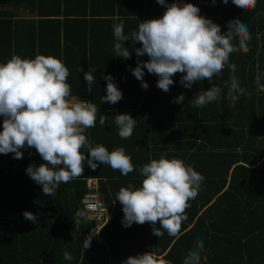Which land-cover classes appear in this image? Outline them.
I'll return each instance as SVG.
<instances>
[{"label": "trees", "instance_id": "trees-1", "mask_svg": "<svg viewBox=\"0 0 264 264\" xmlns=\"http://www.w3.org/2000/svg\"><path fill=\"white\" fill-rule=\"evenodd\" d=\"M180 2L197 6L200 15L220 26L222 34L228 31L229 21L239 19L250 30V51L231 54L229 63L236 65L235 71L225 66L212 83L205 79L188 89L180 84L182 74L177 73L170 90L164 92L157 87L158 77L146 69V90L132 75L130 69L138 60L135 49L141 44L131 39L124 42L131 52L129 59L114 52L113 25L123 24L127 35L138 30L140 22L161 18L166 8L156 0H0V63L13 55L61 59L70 73L66 81L71 86L70 99L95 103L99 109L95 127L85 133L89 142L103 144L110 152L123 147L134 165V171L124 176L99 162L92 170L85 161L80 177L61 183L53 195L45 196L42 186L26 174L30 164L44 163L34 148L21 149L22 159L0 154V264H123L128 257L145 252L156 253L169 264H183L199 239L204 241L201 264H264V92L259 91L264 85V0L246 10L231 0L227 5L222 0L215 5L212 0ZM89 69L96 70L90 89L84 81ZM108 75L123 93L114 105L102 103ZM232 76L251 93L241 95L234 106L224 86ZM212 84L221 87L220 100L194 107L193 97ZM181 94L183 102L173 103ZM119 114L136 120L128 139L118 135L114 117ZM99 115L107 117L103 126ZM2 121L0 117V131ZM81 151L87 158V148ZM162 155L183 160L205 178L198 196L189 202L178 237L165 231L158 238L149 223L127 228L119 224L124 216L116 201L119 187H140L139 168ZM88 176L109 178L114 185L100 182L108 218L98 241L91 239L85 249L92 225L76 213L82 212L80 201ZM110 201L118 205L115 210ZM25 211L34 214L37 222L26 220ZM77 219L80 222L75 224ZM155 227L160 228L159 221ZM65 252L73 259L66 260Z\"/></svg>", "mask_w": 264, "mask_h": 264}, {"label": "clouds", "instance_id": "clouds-1", "mask_svg": "<svg viewBox=\"0 0 264 264\" xmlns=\"http://www.w3.org/2000/svg\"><path fill=\"white\" fill-rule=\"evenodd\" d=\"M165 7L161 18L140 22L138 30L125 34L123 24L113 25L116 57L129 59L131 52L124 42L131 39L142 46L135 49L137 66L130 69L132 75L141 82V88H148L144 81L145 69L148 74L158 77L157 87L168 92L174 84L172 79L182 74L180 84L190 89L198 81L207 79L212 83L227 66L232 72L236 65L229 63L231 54L250 51L248 43L251 33L248 26L239 19L228 22V31L221 33L218 24L200 15V9L191 3L181 4L180 0L168 4L166 0H156ZM227 5L229 0H222ZM240 10L255 8L257 0H231ZM215 5L216 0H212ZM236 41L234 44L233 41ZM147 55V61L139 57ZM79 71H83L82 68ZM95 69L84 73V81L90 89L96 82ZM69 70L65 63L53 56L36 55L34 59L13 55L6 63H0V154H14V159H22L21 149L34 148L44 163L38 167L30 164L26 174L42 186L45 196L53 195L61 183H68L84 173L85 161L95 170L99 164H106L112 170H119L124 176L134 171L132 157L123 147L111 152L103 145L92 146L86 130L95 127L99 109L95 103L85 100L71 102V86L66 82ZM106 96L102 103L116 104L123 98L114 78L105 76ZM259 79V78H258ZM227 98L234 106L241 95L251 96L241 87L239 80L232 76L224 85ZM259 91L264 92V85ZM221 87L212 84L209 90L201 91L193 97L194 107H204L220 100ZM181 94L173 103L184 100ZM107 117L99 115L100 125H105ZM121 139L132 136L136 120L129 114L114 117ZM87 148L88 157L81 151ZM143 177L141 186L129 184L121 187L116 201L122 205L124 213L122 225L127 228L134 223L152 225V234L178 237L181 224L187 219L186 209L201 190L204 177L186 165L181 159H166L163 155L151 159L139 168ZM77 212V217H83ZM26 220L36 223L37 217L25 211ZM159 221L160 228L155 227ZM80 221L77 219L75 224ZM91 237L84 240L85 249L89 248ZM204 241L199 239L196 246L188 252L183 264H201ZM64 258L72 260L70 253ZM206 259V257H204ZM123 264H169L154 252H145L128 257Z\"/></svg>", "mask_w": 264, "mask_h": 264}, {"label": "built area", "instance_id": "built-area-1", "mask_svg": "<svg viewBox=\"0 0 264 264\" xmlns=\"http://www.w3.org/2000/svg\"><path fill=\"white\" fill-rule=\"evenodd\" d=\"M85 188L86 193L81 199L80 204L82 212L85 214V221L92 225L88 231V235L91 239L98 241L97 235L107 222V211L97 197L94 184L86 182Z\"/></svg>", "mask_w": 264, "mask_h": 264}, {"label": "crops", "instance_id": "crops-1", "mask_svg": "<svg viewBox=\"0 0 264 264\" xmlns=\"http://www.w3.org/2000/svg\"><path fill=\"white\" fill-rule=\"evenodd\" d=\"M71 102H78V101L74 97V99H71ZM84 182L85 183L86 182H92L94 184V186L96 187L97 195H98V198H99L100 202L105 207L106 211H108V208L106 206L107 203L102 201V196L100 195L99 188H100V182L101 183H108L109 182L111 184V186H113L114 185L113 181H111L109 178H101V179H99V178H96L94 176H88V177L84 178ZM121 187H127V186H121ZM121 187H119V188H121ZM116 207H118V205H116L115 202L110 201V208H111V210H113ZM107 218H108V216H107ZM122 220H123V217L121 218L119 224L120 223L122 224Z\"/></svg>", "mask_w": 264, "mask_h": 264}]
</instances>
